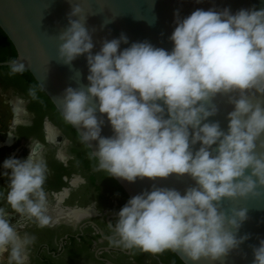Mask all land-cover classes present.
Segmentation results:
<instances>
[{
	"label": "clouds",
	"instance_id": "9594fccd",
	"mask_svg": "<svg viewBox=\"0 0 264 264\" xmlns=\"http://www.w3.org/2000/svg\"><path fill=\"white\" fill-rule=\"evenodd\" d=\"M82 13L72 6L58 36L57 60L71 66L86 56L89 70L87 85L61 95L64 122L81 129L82 143H98L92 157L107 177L135 183L175 174L195 182L183 195L153 184L130 198L108 224L109 243L154 254L170 250L191 264L222 261L250 237L237 238L248 209L229 214L220 206L264 197V151H258L264 150V9H197L182 20L177 12L170 52L148 41L121 50L129 44L122 33L103 40L95 55ZM20 60L10 61L11 74L25 70ZM218 96L233 106L227 132L218 121L207 122L219 113ZM105 115L111 137L101 135ZM3 167L10 182L6 195L0 192L8 206L0 207V257L7 253L8 264H26L35 237L21 236V221L41 229L53 224L47 165L31 144L26 159L10 157ZM9 208L19 214L15 224ZM252 251L253 264H264V240Z\"/></svg>",
	"mask_w": 264,
	"mask_h": 264
},
{
	"label": "flooded vegetation",
	"instance_id": "af4514ba",
	"mask_svg": "<svg viewBox=\"0 0 264 264\" xmlns=\"http://www.w3.org/2000/svg\"><path fill=\"white\" fill-rule=\"evenodd\" d=\"M16 57V49L0 28V62ZM31 144L47 165L44 190L53 224L41 229L21 221V236L35 237L26 264H184L170 250L154 254L109 243L113 233L108 224H115L116 213L129 196L114 178L97 171L89 147L64 122L30 72L13 75L9 66H0V192L5 195L10 181L4 175L9 171L4 161L26 159ZM0 207L8 208L2 197ZM8 211L15 224L19 214ZM72 211L82 216H59ZM0 264H8L7 253L0 257Z\"/></svg>",
	"mask_w": 264,
	"mask_h": 264
},
{
	"label": "water",
	"instance_id": "95a60500",
	"mask_svg": "<svg viewBox=\"0 0 264 264\" xmlns=\"http://www.w3.org/2000/svg\"><path fill=\"white\" fill-rule=\"evenodd\" d=\"M72 6H80L83 9L82 15L87 16L86 27L93 36L95 55L100 51L103 40L119 39L122 33L128 37L129 44L122 43L121 50L133 42L148 41L153 46L170 52L174 47L170 37L176 27L177 12L181 20L197 9H230L232 14H235L241 9H264V0H0V28L16 49L15 59L21 58L20 62L25 65V71L30 72L61 114V95L65 89L69 86L75 88L87 85L89 75L86 56L78 57L71 66L57 60L60 44L58 36L68 27ZM0 66L10 67V61L0 62ZM214 102L219 108V113L210 117L207 122L218 121L221 129L227 132V116L233 111V106L224 96H218ZM97 116L101 117L98 111ZM102 118L105 123L101 135L111 137L114 134L111 125L106 115ZM73 129L79 135L81 129ZM199 147L197 144L193 150L196 151ZM97 148V142H92L89 147L91 153ZM258 151L264 150L258 147ZM114 179L129 198L146 190L151 191L153 184L157 187L175 188L182 195L186 188L195 186L190 177L181 179L175 174L166 180L138 178L135 183ZM220 207L229 214L232 209H248V219L241 226L237 238L245 235L250 238L241 244L239 249L214 264H253L252 246L258 247L260 241L264 240V197L246 201L225 200ZM174 253L184 264H191L182 254ZM199 264L209 262L202 260Z\"/></svg>",
	"mask_w": 264,
	"mask_h": 264
},
{
	"label": "bare ground",
	"instance_id": "6f19581e",
	"mask_svg": "<svg viewBox=\"0 0 264 264\" xmlns=\"http://www.w3.org/2000/svg\"><path fill=\"white\" fill-rule=\"evenodd\" d=\"M78 212H80V211H78ZM80 214H77V213L75 214L73 211L72 212H66V213L65 212H63V213L59 212V216H62V215H66L67 216L68 215V216H71V217H76L77 219L82 216V214L81 215Z\"/></svg>",
	"mask_w": 264,
	"mask_h": 264
},
{
	"label": "trees",
	"instance_id": "16d2710c",
	"mask_svg": "<svg viewBox=\"0 0 264 264\" xmlns=\"http://www.w3.org/2000/svg\"><path fill=\"white\" fill-rule=\"evenodd\" d=\"M6 61H11V60H6Z\"/></svg>",
	"mask_w": 264,
	"mask_h": 264
}]
</instances>
